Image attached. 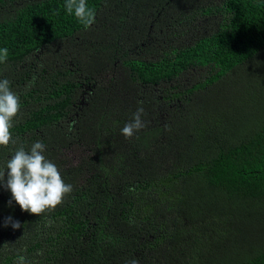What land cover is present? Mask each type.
<instances>
[{"label":"trees","instance_id":"trees-1","mask_svg":"<svg viewBox=\"0 0 264 264\" xmlns=\"http://www.w3.org/2000/svg\"><path fill=\"white\" fill-rule=\"evenodd\" d=\"M66 2L0 0V167L42 140L73 186L40 216L0 186V264H264V0Z\"/></svg>","mask_w":264,"mask_h":264},{"label":"clouds","instance_id":"clouds-1","mask_svg":"<svg viewBox=\"0 0 264 264\" xmlns=\"http://www.w3.org/2000/svg\"><path fill=\"white\" fill-rule=\"evenodd\" d=\"M65 7L69 14L74 12L85 27L95 22L96 13L87 6L85 0H67ZM8 54V48L0 49V63L7 61ZM19 100V96L11 90L10 81L6 78L0 79V146L16 144L10 129L13 126V118L21 110ZM143 114V107H138L132 120L123 126L121 134L125 138L133 137L146 126L142 120ZM71 128L70 125L69 130ZM45 152L46 145L42 140H37L29 150H25L21 145L6 161L5 166L0 167V186L12 194L8 201L10 207L14 200L22 211L40 216L46 210L55 209L73 191V186L62 179L59 168L47 158ZM9 225L13 230L22 227L21 223L14 221L11 216L4 222V227ZM16 264H27V261L24 256L18 254ZM129 264H138V260L133 259Z\"/></svg>","mask_w":264,"mask_h":264}]
</instances>
